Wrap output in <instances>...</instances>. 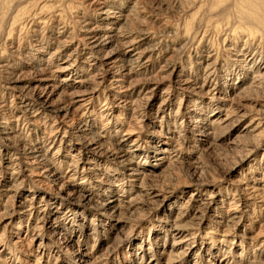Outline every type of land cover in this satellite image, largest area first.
I'll use <instances>...</instances> for the list:
<instances>
[{
  "label": "rangeland",
  "instance_id": "obj_1",
  "mask_svg": "<svg viewBox=\"0 0 264 264\" xmlns=\"http://www.w3.org/2000/svg\"><path fill=\"white\" fill-rule=\"evenodd\" d=\"M251 11L0 0V264H264ZM85 22L117 37L91 50Z\"/></svg>",
  "mask_w": 264,
  "mask_h": 264
},
{
  "label": "bare ground",
  "instance_id": "obj_2",
  "mask_svg": "<svg viewBox=\"0 0 264 264\" xmlns=\"http://www.w3.org/2000/svg\"><path fill=\"white\" fill-rule=\"evenodd\" d=\"M255 1H257V0H243V2L245 3V5L246 6H248V7H251V14L250 15H252L253 17V19L257 22V23H259V24H261V25H263V27H264V12L262 11V12H259V11H257V10H255V8H259V7H261V8H264V0H258V2H259V4H257V5H254L253 4V2H255ZM94 2V1H93ZM104 2V1H103ZM257 2V3H258ZM92 3V2H91ZM101 4H102V1L100 2H98L97 3V6H98V8L100 9V7H101ZM102 6H104V5H102ZM40 7V6H39ZM96 10H97V7L95 8ZM101 10H102V12L104 11V12H108V13H110V15H111V13H118V11L117 10H110V9H106V10H103V8H101ZM113 15V14H112ZM121 15V14H120ZM122 15H123V13H122ZM125 15V14H124ZM33 16H35V15H33ZM126 16V15H125ZM124 16V17H125ZM36 17V16H35ZM122 17V16H121ZM26 18V17H25ZM28 19H29V17H28ZM33 19V18H32ZM125 19V18H124ZM26 20V19H25ZM29 21V20H28ZM27 21V22H28ZM83 22V21H82ZM24 23V22H23ZM26 23V22H25ZM88 24H90L89 22H85V25H87L88 27H86V29H85V34H84V42H85V45L89 48V49H91V50H95V49H97L98 50V48H100V47H102V46H105L106 44H108V43H111V42H113L114 41V38L115 37H117V35L115 34V31L113 30V28L112 27H109V25H102V26H100L99 27V25H93L92 27H90ZM122 26V25H121ZM114 27V26H113ZM102 30H104L102 33H99V31H102ZM122 31V30H121ZM121 37V36H120ZM117 39V38H116ZM134 40V39H133ZM82 41V40H81ZM118 41V40H117ZM131 42H133L132 40H131ZM135 42V41H134ZM121 44V43H120ZM129 45H130V43H129ZM126 48H127V46H125ZM129 49V48H128ZM116 50V49H115ZM94 52V51H93ZM141 52V51H140ZM139 52V53H140ZM92 53V52H91ZM119 53V52H118ZM142 54H143V52H142ZM141 54V55H142ZM140 55V54H139ZM210 55V54H209ZM206 56H207V54H206ZM112 56L110 55L108 58H111ZM140 57V56H139ZM208 57V56H207ZM117 58V57H116ZM138 58V57H137ZM117 60V59H116ZM113 61H115V60H113ZM112 61V62H113ZM107 66V65H106ZM119 66V65H118ZM117 69V68H116ZM120 69V68H119ZM258 79V78H257Z\"/></svg>",
  "mask_w": 264,
  "mask_h": 264
}]
</instances>
